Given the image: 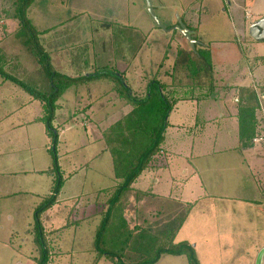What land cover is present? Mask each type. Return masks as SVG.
Wrapping results in <instances>:
<instances>
[{"label": "rangeland", "instance_id": "374dc122", "mask_svg": "<svg viewBox=\"0 0 264 264\" xmlns=\"http://www.w3.org/2000/svg\"><path fill=\"white\" fill-rule=\"evenodd\" d=\"M261 3L263 4L264 0H261ZM35 4L32 15L30 14L29 16H32L33 21L38 24L40 23V17L42 21L46 18L45 20L50 23L49 26L53 25L56 44L61 43L59 42L61 40L60 35L67 33L72 37L70 41L77 39L79 42L84 43L80 48V52H78L81 56L84 53L88 56L89 62H84V70L88 71V73L94 72V69H97L96 72L99 73L105 72L103 79L87 85V88L82 90V95L90 90V98L99 96L103 97V102L113 101V98L117 96L115 92L119 94L116 89H119L120 87L118 86L120 85L112 79V75L121 76L123 78L121 82L126 86L131 87L128 83L129 81L136 87V82L138 81L140 86L145 87L150 79L160 78L162 75L160 71L166 69V76L172 71V60H166L169 54L176 58L179 50L186 49L189 52L192 50L195 53L202 48L211 53L212 64L216 69L214 76L218 80V84L215 87L207 86V76H210V73L206 71L200 79L191 83L199 86L197 87L199 92H204L205 95L211 97H224L227 86L233 84L254 90L258 103L264 99L262 97L264 96V79H261L264 77L257 71L260 67L264 70V61L262 60L264 57L256 59L257 56H264V41L254 42L249 36H245L241 29V25L246 21V13L248 11L245 8L230 7L225 0H151L154 14L162 23V26H159L149 12L147 0H38ZM255 5H259V3L257 2ZM10 6L9 3H5V0H0L1 43L12 35L16 36L18 33L16 22L12 20L11 16H7L5 12L6 10H14ZM256 6L250 10L253 16H258L260 13ZM260 9L262 10V8ZM188 10L189 12H194L196 16L195 24L197 25L195 27H197V30L192 35V40L195 43L197 42L194 47L188 39L184 38L176 30L179 19L183 21ZM251 21L252 19H250ZM118 23L120 25H117ZM126 29L133 30L136 42L131 39L130 33H125ZM102 37L107 41H100ZM120 38L121 40H118ZM42 42H44V38ZM5 43L6 46L9 44L11 45L9 48L15 50L23 49V51L20 50L21 55L24 57L27 55L26 49L28 47L24 41L20 44L11 41H5ZM69 44L71 43L69 42ZM86 44H88L87 47L85 46ZM23 47H26V49ZM2 48L5 50L6 47H2V44L0 47V56L4 57L3 60H0L1 68L4 67L3 65L6 61L8 63L12 60L5 58L6 55L2 52ZM46 49L49 48L47 47ZM93 49H95V62L91 55ZM137 49L138 52L141 51L142 53L137 54ZM96 53H99V55H96ZM174 58L173 60H175ZM195 60L194 66L197 65V59ZM180 62L181 60L177 61V66H179ZM250 67L254 69L251 72L257 78L251 77ZM52 68L54 71L55 68L58 71L60 70L54 64ZM180 68L178 67L177 70ZM33 69L35 70V68ZM127 69L131 72V76L126 73ZM126 75L128 76V81L126 80ZM136 75L137 77H135ZM166 76L164 79L168 80ZM34 77L40 78L39 74ZM179 80H183L182 76H179ZM23 81L32 86L31 80L24 79ZM42 81L44 84L46 83L45 80ZM202 86L207 88L203 87L204 89H201ZM18 88L22 90L20 86ZM81 89H74L65 94L63 111L59 113V116L57 115L55 121V128L61 127L60 131L56 129L58 134L62 132L63 127L67 131L61 136L62 145L58 144L57 147L59 151L58 161L61 168L60 175L64 180L57 196V201H62L63 204L59 205L56 215L54 210L52 216L56 217L55 228L59 229L55 230V232L47 230L43 233L48 240L46 244L49 250V264H97L96 258L99 255V251L96 249L94 242L100 218L95 216L88 218V213L93 208L91 207L93 203L90 197L93 195L92 192L100 188H109L115 183L106 176L97 173L95 169H90L99 166L98 162L100 159L98 161L95 159L97 152L108 158H110V152L107 150L104 140H100V142L94 141L95 143L98 142L94 146H91V141L87 143L90 136L87 137L89 130L83 124L85 119L82 116L74 115L75 109H84V100H87V96L82 98L75 96V92L80 93ZM171 90V88L168 89V92H171ZM138 93L141 97L146 95L144 91H138ZM179 96L181 98L184 97L180 92ZM190 96L201 97L193 91H190ZM225 96L227 99H233V91H228ZM81 102L82 104L79 106ZM99 105L105 106V104ZM96 106L97 104H95ZM98 108V106L95 108L96 118L93 119L92 125L99 123L98 128L100 129V124H103L100 119L105 116L104 111L106 109L98 111ZM259 120L258 125L264 126V117L262 115L259 116ZM87 123L89 122L87 121ZM108 123L110 122L106 121L104 125ZM44 126H46V122ZM258 133L256 138L260 139L259 143L262 145L264 144V129ZM102 134L104 135L103 131ZM47 138V146L44 144L40 146L39 152L36 150L28 151L27 147L23 151L24 147L18 149L16 147L14 149L15 156L20 158V160H16V163L13 164L17 168L8 172H6V168L0 169V264H38L40 259V248L35 242L38 236L36 210L44 201L49 199L55 185V175L50 174L54 168L51 155L53 139L49 134ZM76 139L79 140L78 143ZM36 140L39 141L40 138H36ZM228 143L230 144V142ZM5 155L11 158L14 154ZM105 157L100 162H107ZM2 158L3 156H0V159ZM24 159L32 162H29L30 165L19 168L17 165L23 164ZM0 164L4 165L3 162H0ZM101 168H103L102 164ZM29 171H32V174L27 176L25 173ZM39 173H44V175L39 176ZM259 196L264 198V196ZM131 200L133 202V199ZM156 201L154 200V204L151 206L150 203H145L149 208L147 210L148 213H152L153 216H143L142 219L145 222L142 224H139V217H135L133 211L128 213V216L132 214L131 217H135L134 222L131 224L132 227L136 225L146 227L155 220L158 221V219L169 220L170 222V219L177 216L178 213L182 216L186 213L187 208L172 199ZM256 201L264 204V199H257ZM133 206L132 204L130 208ZM45 212L40 215L42 227L44 222L47 221ZM155 213L158 214L154 216ZM179 219L177 220L179 221ZM116 220H118L117 217L115 222ZM247 223L250 224L247 225L248 227L253 226L248 220ZM115 226H117V223H115ZM257 226L264 227V219L261 222H257L254 228ZM145 233L152 234L148 231H145ZM234 236H236L234 240L236 245L233 249L234 252H237L241 248L239 241L241 242L246 238L248 242L244 247L246 249L251 247L253 241H256L259 237L262 238V233L257 231L246 233L239 226L237 227V234ZM151 244H154L153 240H151ZM192 245L194 246V244ZM261 247L262 245L260 247L256 246V251L257 249L260 251L259 253L257 252L255 264L258 263L259 256L264 250V246ZM244 249L241 250V255L237 258V264L242 262L243 257L248 259L244 264H250L249 256L242 255L245 252ZM210 250V253H207L205 249L202 250L201 256L205 253L204 258H202V264H208V262L217 264L224 259V256L221 258L220 253H217L215 246ZM249 252L255 253V250H249ZM144 257H152L151 251L149 253L146 252ZM262 260H264V254ZM128 263L137 264L134 261H129ZM99 264H113V262L104 256ZM159 264L189 263L186 256L164 255ZM223 264H226V259H224ZM228 264L230 263L228 262Z\"/></svg>", "mask_w": 264, "mask_h": 264}, {"label": "crops", "instance_id": "0c3cea01", "mask_svg": "<svg viewBox=\"0 0 264 264\" xmlns=\"http://www.w3.org/2000/svg\"><path fill=\"white\" fill-rule=\"evenodd\" d=\"M225 1L230 7H242L248 10L246 13V21L241 25V29L245 36L247 35L251 38L249 34L250 27L264 18V3L262 4L261 0ZM257 2L259 5L256 6L255 4ZM35 5L34 3L30 8L29 15L32 13ZM255 6L260 10L258 16H253L250 12ZM260 8H262V10ZM29 18L33 21L32 16H29ZM195 18L194 12H189L188 10L185 13V19H183V21L181 20L182 23L191 30L192 35H194V31L197 30V27H195L197 25L195 24ZM45 19L42 21V18L39 17V24L34 21L32 23L37 27L39 32H43L40 34V42L45 51L50 55L51 63L60 69L58 71V69L55 68V71L57 70L56 72L59 74L72 78L94 74L97 69H94L92 73H88V71L84 70V62H89L88 56L85 53L83 56L78 53L84 43L79 42L77 39L70 41L72 37L66 33L60 35L61 40H59V42L61 43L56 44L54 39V27H52L53 25L49 26L50 23ZM250 19H252L251 22ZM117 25L120 24L118 23ZM125 33H130L131 39L136 42L132 29H126ZM43 38L44 42H42ZM251 39L255 42L253 38ZM118 40H121V38ZM5 41L18 42L20 44L23 39H19V37L12 35L0 43V47L1 44L2 47H6L5 50L2 48V52L5 53L7 58H10V60L12 59L5 66L6 72L20 80L29 79L32 85L43 83L41 77L37 79L33 76V73L37 72L38 67L34 64V60L31 59L33 57L29 48L26 49V47H23L27 50V55L24 57L20 53V50L23 51V49L15 50L9 48L11 45L8 44V46H6ZM100 41L107 40L102 37ZM114 41H116V39ZM69 42L71 44H69ZM64 43H66V45H64ZM85 46L87 47L88 44ZM47 47L49 49H46ZM179 52L180 50L177 52L176 58L171 54L166 58L167 61L172 60V71L169 72L167 76L166 69L160 71L162 75L159 80L170 87L172 89L171 91H174L176 95L179 96L180 92L184 97L174 96L173 99L177 100V103L168 118L170 127L167 130L166 140L163 146L162 162L158 163L156 167L144 171L137 179L133 186L134 190L131 192L129 198L130 204H134V207L130 210L127 208L125 215L130 219V224L134 222L133 220L135 217H139V224H142L144 223L142 217L145 215L148 216L149 214L147 211L149 208L145 204L147 202L150 203L151 206L154 204V200L158 202L161 199H172L182 205L184 203L193 205L186 221L174 238L175 244L181 242L194 244L201 264L203 263L202 258L205 256V253L201 256L202 250L205 249L207 253H210V249L214 246L217 253H220L221 258L224 256L226 264H228V262L230 264H237L236 261H238L237 258L241 255V250H243L248 243L246 238L241 242L239 241L241 248L237 252H234L233 248L236 245L234 241L236 236L234 235L237 234V227L240 226L246 233H253L254 231L262 233V238L259 237L256 241H253L251 247L244 249L245 252L242 253V255L249 256L250 264H255L256 256L260 251H258V249L256 251V246H264V227L257 226L254 228L257 222H261L264 219V204L256 201L257 199H264L259 196H264V144L261 145V143H259L260 139L255 138L253 141L255 144L252 147L241 148L239 139V97L237 96L238 91L236 89L243 88V86L229 84L224 92V97L202 95L201 97L192 99L193 96H190V91L193 90V92L199 95L200 92L197 89L199 86L191 84L193 81L187 77V73L185 74V66L180 64L179 66L176 65ZM136 53L140 54L142 52H138L137 49ZM91 55L95 62V49L91 51ZM96 55H99V53H96ZM263 57L264 56H257L256 59L258 60ZM173 58L175 60H173ZM180 60L181 64L186 63L185 56H182ZM178 67L181 68L177 70ZM32 68H35V70H32ZM252 70L254 69L250 67L251 77L257 78L252 74ZM178 71L179 73L177 74ZM257 71L264 77V70L262 67L257 69ZM214 72H216L215 67L212 75L207 76V86H212V83L214 87L217 86L218 80L215 78ZM126 73H128V76H131V72H129L128 69ZM128 76L126 75L127 81ZM165 76L168 80L164 79ZM179 76H182L183 80H179ZM135 77H137V75ZM176 78L178 79L177 81ZM93 82L96 81L86 83L77 88L73 87L69 90L82 88L80 93L77 91L75 92V96L77 98L87 96V100H84V109H75L74 115L82 116L83 119H85V123L83 124L85 128L89 130V132H87V137L90 136L87 143L91 141V146L96 145L102 140V131L108 129L132 111V107L118 97L119 94L116 92L115 94L117 96L113 98V101L108 100L106 102H103V97L96 96L95 98H90V90H88V93L82 95V90L86 89L87 85ZM128 83L131 85L130 88L133 93L139 95L138 91L142 92V86L136 85V87H134L129 81ZM137 83L138 81L136 84ZM203 87L207 88L202 86L201 89H204ZM18 89L17 84L0 77V156H3L0 162L4 163L3 166L0 164V169L6 168V172L17 168L16 165L13 164L16 163V160H20V158H16L15 156L16 153L14 149H16V147L17 149L24 147L23 151H25V147H27L28 151L36 150L39 152L40 146L43 144L47 146L46 141H48L47 125L44 126L45 113L42 102L23 89ZM228 91H233V99L226 98L225 94H227ZM65 94L57 102L60 107L56 112L53 123L54 127H56L55 121L57 115L59 116V113L63 111ZM263 100L259 102L260 106L256 112L258 122H260V115L264 117ZM80 104H82V102L79 103V106ZM95 104L99 107L98 111L106 109V111H104L105 116L100 119L103 122L102 125L100 124V129L98 128L99 123L92 125L93 119L96 118L95 108L97 106L95 107ZM99 104H105V106ZM87 121L89 123H87ZM106 121L110 123L104 125ZM38 126H40V128H38ZM57 129L60 131L61 127L58 126ZM262 129H264V126L261 127L258 125L257 134H259L258 132ZM66 131L67 129L63 127L62 132L59 134L60 145H62L61 136L66 133ZM36 138H40V140L35 141ZM76 140L78 143L79 140ZM94 141L98 142L95 143ZM228 142H230V144ZM5 154L14 155L10 158ZM109 155L110 158L97 152L95 154L96 161H98V159L102 160L104 159L103 157H105L107 162L103 163L99 160V166L90 169H95L100 175H104L108 179L115 181L112 156L111 154ZM30 161L31 160L24 159L23 164H18L17 166L19 168L25 167L26 165H30ZM101 164L103 168H101ZM25 174L29 176L32 174V171ZM39 174V176L44 175V173ZM101 189L102 188L92 192L93 195L90 198L92 199L93 205H91V207L93 208L90 209L88 218L95 216L97 207L94 204V198L96 192ZM134 195L138 196L139 202H132L131 199L134 198ZM61 204H63L62 201H57L52 208L44 213L47 215V221L43 224L44 232L47 230H49V232H55V230L59 229L55 228L56 217L54 218L52 214L54 210L55 215L57 214V209H59V205ZM132 211L135 213L134 218L131 217L132 214L128 216V213ZM247 220L253 225L252 227L247 226L250 225L247 223ZM130 229H133L131 225ZM249 250H255V253H251ZM224 259H221L222 261L217 264H223ZM247 260L246 257H243L242 262L239 264H244ZM208 264L210 263L208 262ZM261 264H264V260H262Z\"/></svg>", "mask_w": 264, "mask_h": 264}, {"label": "trees", "instance_id": "16d2710c", "mask_svg": "<svg viewBox=\"0 0 264 264\" xmlns=\"http://www.w3.org/2000/svg\"><path fill=\"white\" fill-rule=\"evenodd\" d=\"M37 1L5 0V3H9L10 7L14 9L13 11L6 10L5 12L7 16H11L12 20L16 22L18 28L16 36L19 39H23L26 43L34 59V64L38 67L37 72L33 75L39 74L46 83L31 86L26 81L12 76L6 72L7 61L4 63L3 68L0 67V77L14 82L42 102L45 113L44 121L47 125L48 134L53 139L51 155L54 168L50 174L55 175V185L49 199L44 201L36 210L38 236L35 239L40 248L38 264H49V250L46 244L48 240L43 234L44 229L41 225L40 215L57 203V196L64 183L63 177L60 175L61 168L58 161L59 134L57 132L58 129L53 126L56 112L60 107L57 102L73 87L77 88L86 83L103 79L105 72H95L89 76L72 78L53 70L50 55L40 42L41 32L36 29L29 18V10ZM1 41L2 39H0V43ZM178 55L177 61L182 56H185L186 59L188 58L184 66L186 67L187 77L193 82L200 79L206 71H209L210 75H212L214 65L212 64L211 53L208 50L200 48L199 51L194 53L192 50L189 52L186 49H182ZM5 58L7 59L6 56ZM3 59L4 57L1 55L0 60ZM195 59H197L196 66H194ZM262 60L264 61V58ZM179 64L182 65L181 63ZM43 71L46 74L45 77ZM112 79L120 85L118 86L120 88L116 89L119 92V97L132 107V111L103 131L102 140L105 141L107 150L112 156L115 184L96 192L94 198V204L97 207L95 216L100 218L94 242L96 249L99 251V255L96 258L97 264L104 256L113 264H129V261L137 262V264H158L164 255L186 256L189 264H201L192 244L189 242L174 243V238L186 221L193 205L184 203L182 206L187 208L185 215L182 216L178 213L177 216L170 219V222L169 220L158 219V221L155 220L146 227L135 226L133 229H130V219L125 215L127 208L128 210L132 209V207L130 208L132 204H130L129 198L137 179L144 171L154 168L158 163L162 162L163 146L167 130L170 127L168 118L177 103V100L173 99L177 95L174 91L168 92L170 87L155 78L150 79L148 84L146 83V86L141 88L146 94L143 97L133 93L129 86L121 82L123 81L121 76L112 75ZM139 84L137 83V85ZM212 87H214L213 83ZM236 90L239 97V139L241 148H248L254 145L253 141L258 135L256 112L260 104L254 90L245 88H237ZM200 93L199 96H207L204 92ZM192 99H196V97L193 96ZM135 201H140L136 195L133 198V202ZM157 214L155 213L154 216ZM151 216L153 214L149 213L148 217ZM116 217L118 220L115 222ZM178 218H180L179 221L177 220ZM175 222L176 224H174ZM115 223H117V226H115ZM172 223L174 225H170ZM145 231L152 234H147ZM151 240L154 241V244H151ZM150 251L152 257H144V254ZM136 257L138 258L136 259Z\"/></svg>", "mask_w": 264, "mask_h": 264}, {"label": "water", "instance_id": "95a60500", "mask_svg": "<svg viewBox=\"0 0 264 264\" xmlns=\"http://www.w3.org/2000/svg\"><path fill=\"white\" fill-rule=\"evenodd\" d=\"M147 2H148L150 14L154 18V20L158 23V25L162 26L161 21H159V19L154 14V11H153V9L151 7V0H147ZM176 30H178L186 39H188L191 42V45L193 47L195 46L194 45L195 41L192 40V32H191V30L188 29L186 27V25H184L182 23L181 19H179V22H178V24L176 26ZM249 34H250V37L253 38L255 41H264V18H262L261 20H259L256 23H254L250 27ZM263 254H264V250L261 252L257 264H261L262 263Z\"/></svg>", "mask_w": 264, "mask_h": 264}]
</instances>
